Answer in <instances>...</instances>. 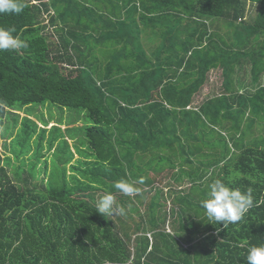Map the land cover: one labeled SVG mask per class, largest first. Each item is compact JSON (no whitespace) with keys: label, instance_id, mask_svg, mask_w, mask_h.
<instances>
[{"label":"trees","instance_id":"obj_1","mask_svg":"<svg viewBox=\"0 0 264 264\" xmlns=\"http://www.w3.org/2000/svg\"><path fill=\"white\" fill-rule=\"evenodd\" d=\"M247 2L259 5L251 23ZM26 3L0 14V26L29 43L0 52V264H247L248 249L264 244V135L244 141L264 122V0ZM218 19L224 28L211 27ZM148 36L159 38L150 53ZM245 58L240 94L233 78ZM212 73L218 92L208 89ZM46 103L75 110L72 122L30 117ZM213 134H233V143ZM178 141L185 148L172 154ZM135 158H167L171 171L161 173L178 185L195 184L208 165L212 182L251 187L259 203L237 224L197 227L203 258L170 240L138 244L95 210L109 192L124 199L114 185L138 180Z\"/></svg>","mask_w":264,"mask_h":264},{"label":"rangeland","instance_id":"obj_2","mask_svg":"<svg viewBox=\"0 0 264 264\" xmlns=\"http://www.w3.org/2000/svg\"><path fill=\"white\" fill-rule=\"evenodd\" d=\"M258 9L259 5L247 2V5L245 4V20L250 23L254 21ZM225 24V20L218 19L214 23L212 22L211 27L220 26L224 28ZM53 30L54 27L49 25V31L53 32ZM227 32H229V30H227ZM158 42V37H155L151 40L148 36L144 40V47L147 49L148 53H150L152 47ZM228 43L231 48L237 49V46L234 44V40L231 37L228 38ZM254 45H256V42L254 43V41L251 40L247 47L248 49H252ZM250 67L251 65H249L248 59L245 58L241 63L242 70L239 71L238 74H235L233 78V81L237 85L241 86L238 88L244 87V82L248 77L245 69H250ZM245 75L247 77H245ZM243 77H245V79H243ZM248 79L250 80V77H248ZM208 84V89H213L216 92H218L220 90L219 88H221L217 84L216 73L211 74V78ZM244 91L245 89L243 88V90L239 91V93L241 94ZM248 91L252 92L253 89L250 88L248 89ZM235 106L237 108L240 107L237 102H235ZM33 107H37V109L39 108V111L36 114L30 112L31 114H33L30 117L36 120H40L42 123L47 120H53L58 125H63L66 122L71 123L72 115H75L76 113V111L73 109L62 108L58 105L50 103H46V105H32V109ZM251 121H254V119ZM53 124L54 123H51L49 127H51ZM79 124H81V122L77 125ZM231 124V122L227 123L228 126H230ZM65 126L66 125H64V128ZM220 128L221 130H223L222 124H219L217 126V129L220 130ZM243 129L248 130L246 124L243 125ZM4 130L5 128L3 129V131ZM213 135L219 141H221V137H223L224 140H229L233 143V134ZM263 135L264 122L256 120L253 123V126L248 130V134H246V136L244 137V141H252L256 137H260ZM241 138H243V135L241 136ZM14 140L17 146L18 135L14 136ZM184 146L185 145L183 144V141H178L176 147H174V151L172 152V154L182 153L183 148H185ZM36 149L37 148L34 149L35 155H37ZM168 152L170 153L171 149H168ZM46 156H48V153H46ZM174 159L175 158H173V160ZM164 160L166 161L162 165H156L153 163H149L147 165L143 162V158H135L134 163H132V167L139 170L137 174V181H139L141 178L143 179L142 184L137 183L138 187L141 188V193L139 195H134L131 197L124 195L123 200H118V198L116 197L117 201L125 208L126 215L115 216V222L123 223L124 230L122 236L127 240H135V238H138V244L141 241L149 242L150 240L151 244H153L154 242H159L161 240H170L174 243L175 248L184 249L185 247L189 249V247H191L193 248L192 251L200 252L203 258L205 245L203 244V242L199 241V239L201 238V232L200 228L197 229V227H200V225L205 226L210 223L207 220L204 209L201 207V201L207 197L209 185L212 183L214 175L212 174L211 170L209 171V166L206 165L204 166V172L202 176L197 179V182L195 184L191 183L193 181L191 180V178H189V181H186L185 184L178 185L172 180L173 177H167L165 175L171 171V168L170 166H166L168 159L166 158ZM54 161H57L55 157ZM39 162L40 161H38V163ZM43 165L44 161L42 162V166L38 167L39 171L44 170ZM163 167L167 169V172L165 171V169L163 170L165 174L161 173V169ZM154 169L156 171H154ZM164 175L165 179H162ZM42 177H45V175H43ZM62 182L63 180L60 181V183ZM68 182H71L70 178H68ZM99 196L100 193L98 192L96 195V199H98ZM191 237L195 238L193 242H189V239ZM193 244L195 245L192 246Z\"/></svg>","mask_w":264,"mask_h":264},{"label":"clouds","instance_id":"obj_3","mask_svg":"<svg viewBox=\"0 0 264 264\" xmlns=\"http://www.w3.org/2000/svg\"><path fill=\"white\" fill-rule=\"evenodd\" d=\"M27 6L26 0H0V14L18 15ZM50 15L51 12L48 16ZM48 16L47 14L44 16L46 22L49 20ZM53 31H55V27ZM15 33V27L0 26V52L8 50L18 52L29 48L27 38H21ZM217 84L221 87V84L218 82ZM137 183L142 184L143 179L141 178L139 181L121 180L115 183L114 188L119 193L131 197L141 193V188L137 186ZM258 203L254 202L253 189L251 187L242 191L233 187L231 181L224 182L218 179L209 185L207 197L201 201V207L204 209L208 222L213 224L222 223L226 227L229 224L240 222L249 210ZM95 210L106 218L126 215L125 208L111 192L104 194L97 200ZM246 259L247 264H264V244L250 247Z\"/></svg>","mask_w":264,"mask_h":264}]
</instances>
